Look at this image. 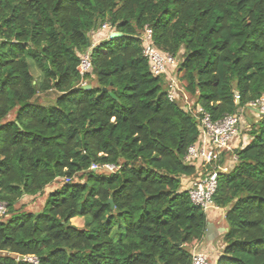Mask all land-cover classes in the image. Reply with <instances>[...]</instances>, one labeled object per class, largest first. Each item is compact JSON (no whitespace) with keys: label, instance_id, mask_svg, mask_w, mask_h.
Here are the masks:
<instances>
[{"label":"trees","instance_id":"obj_1","mask_svg":"<svg viewBox=\"0 0 264 264\" xmlns=\"http://www.w3.org/2000/svg\"><path fill=\"white\" fill-rule=\"evenodd\" d=\"M146 28L180 59L176 101L142 56ZM261 97L264 0H0V264H191L207 226L186 190L201 166L183 161L198 107L241 113L213 197L227 229L215 264H264V118L248 116Z\"/></svg>","mask_w":264,"mask_h":264},{"label":"built area","instance_id":"obj_2","mask_svg":"<svg viewBox=\"0 0 264 264\" xmlns=\"http://www.w3.org/2000/svg\"><path fill=\"white\" fill-rule=\"evenodd\" d=\"M102 31H109V38L113 36L111 28L104 24ZM152 32L146 28L142 35V56L147 60L150 72L153 76H166L169 80L167 97L169 101H176L182 94L181 88L178 86L176 75H171L176 67V59L167 54L159 52L152 44ZM90 50H88L81 58L79 64L80 75L83 76L91 68ZM238 101L239 97L235 96ZM250 111L258 118H264V98L261 97L249 103ZM199 115V141L191 145L183 158L188 164H198L201 166L195 177L190 178L186 185V190L190 202L199 207L205 213L209 210L218 209L213 203V197L217 189V181L219 175V166L221 163L222 153H233V144L240 138L241 113L235 115H227L220 120L212 121L210 115L201 107L197 108ZM109 172L118 170L113 165L102 167ZM92 170H98L97 165L91 166ZM7 212L6 204L0 202V217ZM31 264H38L35 257L25 256L20 258ZM191 264H211L207 254L203 252H191Z\"/></svg>","mask_w":264,"mask_h":264},{"label":"crops","instance_id":"obj_3","mask_svg":"<svg viewBox=\"0 0 264 264\" xmlns=\"http://www.w3.org/2000/svg\"><path fill=\"white\" fill-rule=\"evenodd\" d=\"M242 139V133L240 138L237 139L233 144V151L240 148V142ZM234 153H222L221 163L219 169L221 172L229 173L234 164L233 161ZM236 161V160H235ZM225 214L224 209H213L207 212V226L203 240L199 245L192 251L203 252L208 255L211 263L215 264L218 257L221 255L223 249V235L226 229L225 225ZM191 251V252H192Z\"/></svg>","mask_w":264,"mask_h":264},{"label":"rangeland","instance_id":"obj_4","mask_svg":"<svg viewBox=\"0 0 264 264\" xmlns=\"http://www.w3.org/2000/svg\"><path fill=\"white\" fill-rule=\"evenodd\" d=\"M91 48H93V47H91ZM179 63H180V59H176V64H179ZM30 66H31V74L35 78H39L40 74L37 71V69L34 67L33 64H31ZM41 98H42V100L40 101V103L43 104L44 106H49V105L53 104L54 99L56 98V94L54 92H50V93L44 94L43 97H41ZM192 104L193 103H191V102H188V103L184 102L183 103V105H185V108L188 109V110L190 109V107H191L190 105H192ZM253 115L255 116V114L250 115V113H249L248 116H252L253 117ZM254 118L258 119V117H256V116ZM235 160H236V156L234 155L233 161H235ZM58 185H61V183L59 182V183L53 184L51 189L53 190L55 187H58ZM42 200L43 199L38 198V200H36V202H35V201H27L26 198H25V199H23V201H21V203L25 204L26 210H28V211H37L41 207L40 203L42 202ZM71 224L73 226H75V227L81 228L83 226V220L80 219V218H75V219L71 220Z\"/></svg>","mask_w":264,"mask_h":264},{"label":"water","instance_id":"obj_5","mask_svg":"<svg viewBox=\"0 0 264 264\" xmlns=\"http://www.w3.org/2000/svg\"><path fill=\"white\" fill-rule=\"evenodd\" d=\"M88 47H90V43H88ZM87 89H89V87H87ZM224 232H227V229H225Z\"/></svg>","mask_w":264,"mask_h":264}]
</instances>
